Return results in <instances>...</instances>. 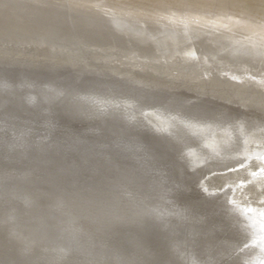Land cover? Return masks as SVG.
<instances>
[{"label": "bare ground", "instance_id": "1", "mask_svg": "<svg viewBox=\"0 0 264 264\" xmlns=\"http://www.w3.org/2000/svg\"><path fill=\"white\" fill-rule=\"evenodd\" d=\"M120 127L183 154L232 232L163 177L151 203L77 182L85 149L142 146ZM262 169L264 0H0V264H264Z\"/></svg>", "mask_w": 264, "mask_h": 264}, {"label": "water", "instance_id": "2", "mask_svg": "<svg viewBox=\"0 0 264 264\" xmlns=\"http://www.w3.org/2000/svg\"><path fill=\"white\" fill-rule=\"evenodd\" d=\"M61 118L63 120L65 119V117L63 116H61ZM120 128L123 131H126L127 133L134 132L131 133L134 136V139L136 138L134 141H136L137 143L139 142V144L142 146L137 147L136 145H132L126 141H122L118 145L115 144L113 141L112 142L104 141V146L101 148V151L107 153L108 156L99 155L98 154L100 153L99 147H95L93 149H88V150L85 149V151L87 152L84 153L82 151L79 156L77 155L78 159H76L79 162H81L79 164V169L82 172V173H77V175L79 176L75 178L77 182H80V184L84 186L86 184L87 187H89L91 190L97 189L100 193H103L106 198L111 196V198L109 199H112L116 196L118 197L121 196L129 199V201L132 202L135 199L139 198L140 195L137 194L134 188L131 190L126 185L122 186V184L118 186L117 183H121V182L116 180L117 177H115V175H118L120 173H127L133 176L135 185L139 183L141 187L146 189V192H144V195L147 198L146 203H151L156 201V195H157L156 192L158 193L160 190L158 187L156 188V186L153 185L154 189L155 188L156 189L155 190L151 189L154 192H149L150 183L151 181L153 183L154 180H158V178L163 177L166 180V184L169 183L170 185H172L175 191L178 188H180L179 191L182 190V194L179 195L180 199H182V202L180 203H183L185 206H188L187 207L189 208L188 212H193L191 213V216L192 214L195 215L198 214L199 216L200 214H203V217L207 216V218L203 219L204 223L199 224L200 226L197 228L198 230L205 231L209 229L210 231L212 230V228H215L216 230V227L214 226L217 223L220 226L216 231L217 234H219V237L221 231L223 232V235H227V236L232 232L230 230V226H231L230 223L232 220L227 214H226L227 216L221 215L220 221H217L219 218L216 220L217 217H215L214 215L210 217L205 214L206 212L207 213L210 212L209 208H211L212 205L209 202L207 203L203 200L204 204L201 207L194 206L192 204L193 203L192 200L196 199V197H200L203 194L206 195V193L199 184L200 179H198V177L194 178L193 176L192 177L189 176V171L192 168L190 165H188L189 163L186 157L185 159L184 156L183 158H180V156L183 154L179 155L176 151L172 150L171 148L165 147L164 144L154 141L151 138V135L154 134L152 130L150 131L149 129H147V131H135L131 127H120ZM81 148L82 147L80 146L79 149ZM103 148H108V149L104 150ZM138 157H140L141 159L143 158V160L146 159L149 165H143L139 163ZM181 159H183L184 162L180 161ZM91 163H94L96 165L97 164L101 165L102 167L107 169L108 174L99 173L97 167H92L91 169H89L90 167L88 165H90ZM151 169H154V172H152ZM62 170L63 171L56 170L55 173H57L59 176H61L66 180L72 178L69 172H67L65 169ZM134 175L137 176V179H135ZM121 180L124 182L123 179ZM147 182H149L148 186H147ZM158 194L160 195V192ZM140 198L142 199V197ZM137 203H139V200ZM140 203H144V201H141ZM189 206H191V208ZM149 209L153 211L152 207H149ZM150 213L151 212H149V214L147 215L151 216ZM158 219H159L158 214L153 213L152 217L148 220H150L151 222H155L156 220L158 222ZM209 231L208 233H206L207 234L206 236H209L211 234V232ZM236 231L238 233L240 230L236 229ZM158 236H163V235L159 232ZM243 237L248 239L247 237L249 236L243 235ZM244 238H241L240 241H242V239L244 240ZM160 239L162 238H159L158 240ZM78 254L80 255V252H78ZM234 264H238V263H234Z\"/></svg>", "mask_w": 264, "mask_h": 264}, {"label": "snow or ice", "instance_id": "3", "mask_svg": "<svg viewBox=\"0 0 264 264\" xmlns=\"http://www.w3.org/2000/svg\"><path fill=\"white\" fill-rule=\"evenodd\" d=\"M171 14L177 18L191 20L194 22L197 20L204 19V17L207 15V13L204 12L201 6H193L188 9H175L174 8L171 10ZM262 171H264V169H262ZM193 264H195V260H193Z\"/></svg>", "mask_w": 264, "mask_h": 264}]
</instances>
